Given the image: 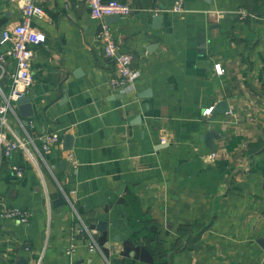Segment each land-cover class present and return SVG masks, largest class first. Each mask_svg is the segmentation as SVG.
<instances>
[{"label":"crops","instance_id":"0c3cea01","mask_svg":"<svg viewBox=\"0 0 264 264\" xmlns=\"http://www.w3.org/2000/svg\"><path fill=\"white\" fill-rule=\"evenodd\" d=\"M122 1L134 10L115 21L87 0H53L33 18L47 34L26 94L34 114L26 124L16 107L9 122L40 148L52 132L63 141L10 160L0 150V210L31 214L0 217V264H264V0H185L182 12ZM21 19L20 0H0V40ZM104 22L141 71L126 93L110 85ZM222 100L230 110L214 112ZM99 220L91 250L79 229Z\"/></svg>","mask_w":264,"mask_h":264},{"label":"built area","instance_id":"2783aa9c","mask_svg":"<svg viewBox=\"0 0 264 264\" xmlns=\"http://www.w3.org/2000/svg\"><path fill=\"white\" fill-rule=\"evenodd\" d=\"M53 0H20L22 10V19L18 23L7 26L3 29V36L0 40V150L2 157L10 160L14 154L24 148L30 155L36 152L42 154V151L51 149L53 146L60 145L63 141L59 132L47 134L43 147L36 145L31 135L18 137L14 134L9 122L11 112L15 113L16 104L19 98L26 95L30 86L33 84L34 77L32 73V60L36 55V45L41 44L47 38V34L33 26L32 21L36 16H42L45 11V4ZM90 7V14L94 18L102 19L110 14L128 15L134 8L130 3L122 0H87ZM171 10L182 12L185 9V0H172ZM247 12H243V14ZM98 38L103 43L104 53L113 58L118 63L116 74L110 78V85L121 93L132 90L141 71L134 65V55L131 51H122L119 43L114 38L111 27L108 23H103ZM14 62V68H8V61ZM216 70L222 72L220 64H216ZM11 74V87L6 92L1 85L2 78ZM213 106L206 108L205 112L210 114ZM212 156L216 153L212 152ZM70 157L71 154H69ZM12 168L18 175H22L24 170L22 166L12 163ZM30 211L20 207L4 206L0 210V217L14 218L20 222L26 223L30 218ZM80 233H89L92 241L91 250L97 248L94 229H91L86 223L79 229ZM29 248V247H27Z\"/></svg>","mask_w":264,"mask_h":264},{"label":"water","instance_id":"95a60500","mask_svg":"<svg viewBox=\"0 0 264 264\" xmlns=\"http://www.w3.org/2000/svg\"><path fill=\"white\" fill-rule=\"evenodd\" d=\"M121 17V15L119 14H110L106 16V20L107 21H115V20H119ZM3 32H1V35ZM31 97L29 95H24L23 97L19 98L17 101V110L18 112L25 117L26 119L24 120L26 124H28L27 118L29 116H32L34 114V107L32 105L31 102ZM230 110V107L228 105V101L227 100H222L220 102H218L215 106L214 112L216 113H227ZM214 136V135H213ZM211 138V136H210ZM72 141H73V136L71 133H68L66 135V141L64 144V148L66 149H70L72 147ZM211 146H213V143H210ZM63 163L66 162V159H64L62 161ZM67 198L65 197L64 193L62 191L59 192V196L56 200H54V204L56 203H63L66 202ZM107 222L104 220H99L97 223H93L90 224V228L91 229H95V230H106L107 229Z\"/></svg>","mask_w":264,"mask_h":264}]
</instances>
